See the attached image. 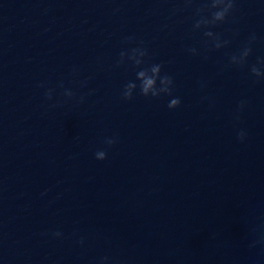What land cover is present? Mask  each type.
<instances>
[{
    "label": "water",
    "instance_id": "water-1",
    "mask_svg": "<svg viewBox=\"0 0 264 264\" xmlns=\"http://www.w3.org/2000/svg\"><path fill=\"white\" fill-rule=\"evenodd\" d=\"M213 3L0 0V264H251L264 0Z\"/></svg>",
    "mask_w": 264,
    "mask_h": 264
},
{
    "label": "clouds",
    "instance_id": "clouds-1",
    "mask_svg": "<svg viewBox=\"0 0 264 264\" xmlns=\"http://www.w3.org/2000/svg\"><path fill=\"white\" fill-rule=\"evenodd\" d=\"M220 0H214L213 3V7L216 6V3H219ZM227 2V7L225 8L224 11H218V12H214L212 15L214 17L215 20H219V21H224L226 19V16L228 14V11L233 9L235 4L237 3V0H226ZM195 27H199V22H197L195 24ZM208 35H211V33H208ZM128 40H132L131 37L126 38ZM256 40V36L253 33L250 37H249V44L248 46H246L245 48V56H249L252 53V47L251 44L254 43ZM142 43V42H141ZM217 47H220V45H217ZM189 51L191 53L195 52L194 48L189 49ZM144 55L147 54V51L144 50V52L142 53ZM121 55H123V53H121ZM258 61L261 64H264V58H259ZM163 69V66L161 64H155L153 65V67L151 68L152 73L154 74L153 76H148L146 77V73L144 71L139 72L137 75L138 77L141 79L142 83L140 85V92L142 95H144L145 97L151 95L152 97H157L159 96L160 92H169L170 94V89L165 87V88H157V80H159L160 84H172L173 78L167 74L160 76V73ZM251 72L254 76H264V73H262L260 71L259 68H257L255 65L252 66L251 68ZM44 85L41 84V87H43ZM61 87H63V85H61ZM136 85L135 84H128L125 86V90L122 92V96L124 99L126 100H132L133 99V94L131 92V89L135 88ZM68 95H72L71 92L67 93ZM45 95L47 96L48 99H52V89H48L45 93ZM84 97L81 96V102H83ZM244 101L241 102L240 104V109L242 110L245 106ZM181 104V100L179 98L176 99H172L170 101V103L168 104V107L170 109H174L176 107H178ZM236 119H239V116H236ZM247 135V132L244 130H241L238 133V138L241 140V142H243L244 137ZM106 143L111 146L113 144L116 143V140L114 138H108L106 140ZM96 158L103 161L105 159H107V154L105 151H98L96 152ZM259 223L258 226L254 229H252L251 231L253 233H255L254 237L250 240L249 242V248L252 250H256L254 252V254L249 258L251 261V264H264V217L259 216L258 218H256ZM63 233L60 231H57L54 233V235L56 236H60ZM83 241L81 240V243Z\"/></svg>",
    "mask_w": 264,
    "mask_h": 264
}]
</instances>
